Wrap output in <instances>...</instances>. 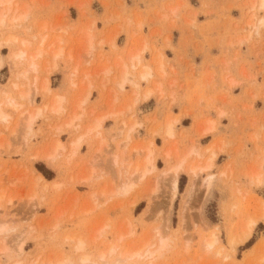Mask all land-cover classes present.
<instances>
[{
  "label": "rangeland",
  "instance_id": "1",
  "mask_svg": "<svg viewBox=\"0 0 264 264\" xmlns=\"http://www.w3.org/2000/svg\"><path fill=\"white\" fill-rule=\"evenodd\" d=\"M5 6L0 264H100L102 253L107 264H264V0ZM22 48L40 55L14 60ZM56 48L61 54L50 55ZM133 55L141 63L129 70ZM140 65L150 70L146 81ZM184 154L186 168H209L180 172L172 195L163 176ZM149 156L154 169L142 174ZM213 234L219 245L208 251L202 242ZM161 240V254L147 257Z\"/></svg>",
  "mask_w": 264,
  "mask_h": 264
},
{
  "label": "bare ground",
  "instance_id": "2",
  "mask_svg": "<svg viewBox=\"0 0 264 264\" xmlns=\"http://www.w3.org/2000/svg\"><path fill=\"white\" fill-rule=\"evenodd\" d=\"M10 1V0H9ZM13 1V0H12ZM12 1H10V4H11V2ZM5 4H8V5H10L9 4V2H8V0L6 1H3V0H0V6L2 5H4L5 6ZM6 7H8V6H5L3 9H4V11L7 9ZM1 8V7H0ZM8 9H10V8H8ZM13 10V9H12ZM1 11V10H0ZM10 11V10H9ZM2 13H4V12H2ZM7 12L5 11V14H6ZM4 15V14H3ZM2 15V16H3ZM7 15V14H6ZM6 15H4V17L6 16ZM1 16V15H0ZM1 19V18H0ZM3 20H4V18H3ZM0 21H2V20H0ZM8 38H9V36H8ZM12 38V37H11ZM42 40H44L43 38L41 39V41ZM12 41H13V39H8L7 41H6V39H5V45H7V46H10V43H12ZM1 42V41H0ZM10 42V43H9ZM15 42V41H14ZM25 42V41H24ZM46 41H44L43 43H45ZM41 43V42H40ZM26 44V45H25ZM21 45H23L24 47L25 46H28L27 45V43L25 42L24 44H23V41L21 42ZM0 46H1V44H0ZM40 46H42L41 44H40ZM60 48V47H59ZM142 49V48H141ZM24 50H26V48H22L20 51H18V52H16V53H14V60L15 59H21V61L23 60V59H25L26 60V58H24V55L26 54V55H29V59L30 58H33V56L35 55V56H37L39 53H31V54H33V56L30 54V53H25V51ZM56 50H57V48H56ZM55 49L52 51L51 49H49V51H52V53L51 52H49L50 53V55L51 54H55L54 52H56L57 54H55L54 56L56 57L57 55L59 56L61 53V50L59 49V50H57L56 51ZM90 50V49H89ZM27 51V50H26ZM60 51V52H59ZM143 51V50H142ZM38 52H41V51H39L38 50ZM91 52V51H90ZM43 53H44V51H43ZM140 53V52H139ZM13 53H11V55H12ZM47 54V53H46ZM31 55V56H30ZM40 55V54H39ZM41 55H42V52H41ZM140 55V54H139ZM134 57H133V59H129V70H130V68H131V70H133V68L134 67H136L138 64H140L141 63V60L139 59V56L137 57V55H133ZM25 57H27V56H25ZM121 57V56H120ZM160 57V56H159ZM38 58V57H37ZM40 58H42L41 56H40ZM131 58V57H130ZM158 58V57H157ZM29 59H27V60H29ZM56 58H54V60H55ZM26 60V61H27ZM57 60V59H56ZM127 60V59H126ZM20 61V60H19ZM122 61V60H121ZM159 61V60H158ZM30 62V61H29ZM39 63V62H38ZM30 65L29 66H32L31 68L33 69H36L37 67H34V64L35 63H33L32 64V62H30L29 63ZM32 64V65H31ZM123 64V63H122ZM2 65V60H1V58H0V66ZM36 65H38V64H36ZM51 65V64H50ZM139 66V65H138ZM141 66V65H140ZM54 67H56V66H54ZM141 67H143V70L142 71H139V72H141V73H139V75H140V81H142V80H144V81H146V79L150 76L149 75V69L144 65V66H141ZM49 68H51V67H49ZM123 68H124V65H123ZM34 69L32 70V71H34ZM52 69V68H51ZM55 69V68H54ZM76 68L74 67V69L73 70H75ZM135 70V69H134ZM36 71H37V69H36ZM54 71V70H53ZM122 71V70H121ZM124 71H125V69H124ZM35 72V71H34ZM77 72V71H76ZM132 72V71H131ZM104 73H107V71H105ZM126 73V72H125ZM76 75H77V73H75ZM163 74V73H162ZM27 75V74H26ZM124 75V74H123ZM122 75V76H123ZM127 75V74H126ZM24 76V75H23ZM29 76V74L27 75V77ZM88 76V75H87ZM86 76V77H87ZM128 76V75H127ZM138 76V75H137ZM27 77H25V78H27ZM129 77H131V76H129ZM139 77V76H138ZM137 77V78H138ZM34 78V77H33ZM122 78V77H121ZM150 78V77H149ZM123 79H125L124 77L122 78V80ZM142 79V80H141ZM34 80V79H33ZM122 80L120 79V82L121 83H123L122 82ZM130 80V79H129ZM128 80V81H129ZM128 81H126V82H128ZM31 82H32V80H31ZM46 82H48V81H46ZM45 82V83H46ZM34 83V82H33ZM43 83V82H42ZM131 83V82H130ZM130 83H128L129 85H132V84H130ZM44 84V83H43ZM118 84H119V82H118ZM134 84L135 85H137L136 83H133V86H134ZM121 86H122V84H120ZM119 85V86H120ZM124 85V84H123ZM160 87V86H159ZM43 88V87H42ZM133 88V87H132ZM157 88V87H156ZM44 89H46V87L44 88ZM43 89V90H44ZM120 89H121V87H120ZM135 89H137V87L135 86ZM150 91V90H149ZM132 92V91H131ZM148 92V91H147ZM133 93V92H132ZM137 93V92H136ZM149 93V92H148ZM142 94V93H141ZM145 94V93H144ZM136 95V94H135ZM138 95V94H137ZM56 97H55V99L57 98V95H55ZM146 96V95H145ZM149 96V95H148ZM59 97V96H58ZM145 98H147V97H145ZM59 99V98H58ZM57 99V100H58ZM137 99V98H136ZM56 100V101H57ZM56 101H54V102H56ZM61 101V100H60ZM81 102V101H80ZM135 101H133V103H134ZM30 103V102H29ZM57 103H58V101H57ZM6 104L8 105V106H10L11 108H14V105H16V104H13V102L11 101V100H8L7 102H6ZM53 104V103H52ZM55 105L57 106L56 108L55 107H53L52 109L50 108V111L52 112H56L57 111V108H58V105L55 103ZM54 105V106H55ZM52 106V105H51ZM128 108V107H127ZM15 109V108H14ZM19 109V108H18ZM17 110V109H16ZM39 110V109H38ZM15 111V110H14ZM36 112V111H35ZM34 112V115L33 114H31V116L29 115L28 116V118H27V123H26V126H27V124L29 123V124H32L33 123V121H34V119H35V117H36V115L38 114L39 115V111H38V113L36 114ZM22 113V112H21ZM21 113H19V115H21ZM116 113L118 114V112L116 111ZM36 114V115H35ZM101 114V113H100ZM109 114H110V112H109ZM117 114H115V115H117ZM107 115V114H106ZM106 115H105V118H106ZM98 116V115H97ZM104 116V115H103ZM103 116L101 115L100 116V118H99V120L95 123V126L92 124V126H93V128L91 127V126H89L88 128H87V131H88V133H89V130L88 129H90L91 130V128H92V130H95V129H97L98 130V128H99V126H100V124L102 123V121H103ZM111 116H113L112 114H111ZM8 117V116H7ZM6 117V115L4 114V113H0V122H6L7 121V118ZM115 117V116H114ZM112 118V117H111ZM21 119V118H20ZM173 122V121H172ZM9 123V122H8ZM136 123V122H135ZM5 124V123H4ZM166 124V123H165ZM6 125H8V124H6ZM136 124H134V125H132L133 127L135 126ZM168 125V127H169V124H167ZM32 125H30L29 126V128L31 127ZM123 126V125H122ZM28 127V126H27ZM168 127H166L167 128V132L164 130V132H166V134L165 133H163V134H165V135H168V137H170V130L168 131ZM69 128H71V126L69 127ZM130 129L132 130V127H130ZM152 129V128H151ZM91 130V131H92ZM130 130V131H131ZM157 130V129H156ZM85 131H86V129H85ZM90 131V132H91ZM153 131H155V130H153ZM95 132V131H94ZM151 132V131H150ZM88 133H86L87 134V136H86V134H85V137H88ZM130 133H132V131L130 132ZM94 134V133H93ZM98 134V133H97ZM96 134V135H97ZM152 134H154V133H151V135ZM204 133H202V135H203ZM95 135V134H94ZM95 135V136H96ZM125 135H126V133H125ZM128 133H127V137H125L126 139L128 138ZM91 136V135H90ZM94 136V137H95ZM98 136V135H97ZM134 136V135H133ZM200 137V136H199ZM93 138V137H92ZM92 138H91V140H92ZM86 139V138H85ZM126 139L124 140V141H126ZM134 139V138H133ZM90 140V139H89ZM100 140V139H99ZM128 141V140H127ZM126 141V142H127ZM79 141H77V142H75L74 144L75 145H77L76 143H78ZM55 143H57V145L56 144H54L55 145V147L57 148V147H59L60 145V143L57 141V142H55ZM59 143V144H58ZM128 143V142H127ZM126 143V144H127ZM151 143V142H150ZM152 144V143H151ZM150 144V145H151ZM71 146L73 147V145H70L69 146V148L71 149ZM212 146V145H211ZM211 146H210V148H211ZM79 147V146H78ZM125 148H126V145L124 146ZM152 147V146H151ZM193 147V146H192ZM191 147V148H192ZM209 147V146H208ZM61 148H63V147H61ZM133 148V147H132ZM55 149V148H54ZM60 149V147L59 148H57V150H59ZM69 149V150H70ZM143 149V148H142ZM147 149H148V147H147ZM208 149V148H207ZM61 150V149H60ZM73 150V149H72ZM125 150V149H124ZM145 150V149H144ZM142 151V150H141ZM146 151V150H145ZM148 151H150V150H148ZM148 151H147V153H148ZM166 151V150H165ZM187 151V150H186ZM191 149L189 150V152L187 151V154L189 155L190 153L192 154L195 150H194V148H193V151H191ZM53 152L54 153H56L57 151H56V149L55 150H53ZM125 152V151H124ZM167 152V151H166ZM210 152V151H209ZM53 153V154H54ZM212 153V152H211ZM63 154V153H62ZM74 154H75V151H74ZM168 154V153H167ZM186 154V157H185V154L183 155V156H181V158L182 157H184V158H180V159H178V160H176L177 162H175V164L174 165H172V166H170V167H168L166 170H165V176H163V177H166V175L167 176H169V179H166V180H168L167 182L168 183H170V188H171V190H172V195H175L176 194V191H177V177H178V175H179V173L180 172H184V171H186V172H188L190 175H192L193 177H195L197 174H199V172H201V171H205V170H207L208 168H209V165L207 164L206 165V163L208 162H206L205 163V165L203 166V168L201 167L200 169H199V166L198 165H194V167H192L191 165H187V168H186V165H184V159L185 160H187V155ZM198 154V153H197ZM210 154V153H209ZM213 154V153H212ZM49 155V154H48ZM47 154H46V156L45 157H43V158H41L43 161H48L49 159L51 160V159H53L52 158V155H50V156H48ZM56 155H57V153H56ZM59 155V154H58ZM139 155V154H138ZM146 155V154H145ZM165 155V154H164ZM53 156H55V155H53ZM211 156V155H210ZM169 157V156H168ZM35 158L37 159L38 157H36L35 156ZM55 158H56V156H55ZM66 158H67V156H66ZM145 158V157H144ZM68 159V158H67ZM177 159V158H176ZM70 160V159H69ZM210 161H212V159H210L209 160V162ZM146 162L148 163L147 165H146V167L144 168V169H142V171L143 172H141L142 174H147L150 170H153L154 169V165H153V161L151 160V156H149V158L146 160ZM186 162V161H185ZM213 162V161H212ZM140 163V162H139ZM188 163V162H187ZM204 163V162H203ZM140 165H141V163H140ZM196 166V167H195ZM210 166H211V164H210ZM136 167V166H135ZM140 167V166H139ZM225 169V168H224ZM198 170V171H197ZM137 172V171H136ZM144 176V175H143ZM213 176V175H212ZM166 178H168V177H166ZM209 178V177H208ZM207 178V180H206V182H208L209 180H210V178L208 179ZM36 179V178H35ZM35 179H34V182L36 183L37 181H38V179L39 180H43L42 178H41V176H39L38 175V179H36V181H35ZM258 181H259V179H258ZM262 182V181H261ZM261 182H260V184H261ZM258 183V182H257ZM263 184V183H262ZM131 185V184H130ZM257 185V184H256ZM261 208H263V207H261ZM260 209V208H259ZM261 210V209H260ZM182 216V215H181ZM264 216V215H263ZM250 220V219H249ZM248 220V221H249ZM252 221H249V222H247L248 224H246V227H248V229L246 230L245 229V231H244V235L241 237V239H239V241H238V243H241L243 240H245L246 238H248V236H249V234H250V232H251V230L253 229V227H254V225H255V223H256V221L258 220V218L257 219H251ZM263 221H264V219H263ZM184 222V221H183ZM212 232V231H211ZM158 234V233H157ZM102 235V234H101ZM101 237V236H100ZM209 237V238H208ZM124 239V238H123ZM238 239H236V240H238ZM121 240H122V238H121ZM162 240H164V239H162ZM161 240V242L160 243H158V245L160 246L159 248H156L157 249V251H152V252H149L148 251V254L146 255L147 257H149L150 259L152 258V256L155 254V256H156V253L157 254H159L158 252L160 251V248H165L164 246H166V242H163ZM233 240V239H232ZM232 240H230L229 241V244H231L233 247L235 246V244H236V242H234V241H236V240H234V241H232ZM165 241V240H164ZM81 242V241H80ZM79 242V243H80ZM203 245H204V247L206 248V249H208V251L210 250V249H213V247L215 246V245H219V241H218V237H216V236H214V234H213V236H207L206 237V239H204L203 240ZM82 242H81V244H78L77 246H76V250H79V249H81V246H82ZM157 245V246H158ZM237 245V244H236ZM262 245V244H261ZM151 246V245H150ZM113 247V246H112ZM219 247V246H218ZM217 247V248H218ZM255 247V246H254ZM260 247V246H259ZM262 247V246H261ZM110 248V250H109V254H111V253H113L112 251H114L113 249H111V247H109ZM113 248H116L115 246L113 247ZM118 248V247H117ZM221 248V247H220ZM205 249V250H206ZM116 250V249H115ZM154 250V249H153ZM219 250H222V249H219ZM162 251V250H161ZM161 251H160V254H161ZM135 252V251H134ZM138 252H140V250L139 251H137V252H135L134 254L132 253H130V255H127V258H126V261L127 260H129L130 258H133V257H135V258H139V254L140 253H138ZM215 252H217L216 250H215ZM142 256V255H141ZM108 258V256H106L105 254H100L99 255V257H98V259H99V261H101V263L100 264H107V261H105V259H107ZM129 258V259H128ZM88 259L87 258H85V259H83V260H81L82 262H86Z\"/></svg>",
  "mask_w": 264,
  "mask_h": 264
},
{
  "label": "crops",
  "instance_id": "3",
  "mask_svg": "<svg viewBox=\"0 0 264 264\" xmlns=\"http://www.w3.org/2000/svg\"><path fill=\"white\" fill-rule=\"evenodd\" d=\"M102 125V124H101Z\"/></svg>",
  "mask_w": 264,
  "mask_h": 264
}]
</instances>
